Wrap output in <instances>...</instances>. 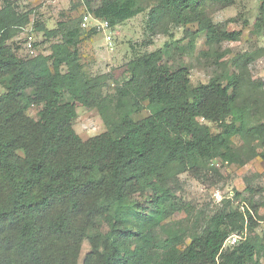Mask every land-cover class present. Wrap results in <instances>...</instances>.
Wrapping results in <instances>:
<instances>
[{"label": "trees", "instance_id": "16d2710c", "mask_svg": "<svg viewBox=\"0 0 264 264\" xmlns=\"http://www.w3.org/2000/svg\"><path fill=\"white\" fill-rule=\"evenodd\" d=\"M83 1L86 14L110 28L144 11L137 0ZM235 1L155 0L147 26L153 32L162 20L197 24L209 40L231 41L235 35L217 31L202 7ZM29 22V11L3 0L0 264H79L85 240L81 264H260L264 244L251 235L256 224L248 209L223 201L203 225L189 212L162 224L178 187L172 167L194 172L213 159L243 165L232 138L264 142V124H247L238 81L216 76L192 87L188 71L170 65L163 49L134 56L111 70L114 78L87 76L79 27L61 23L51 30L35 25L45 39H61L47 55L22 59L10 41ZM110 79L112 91H104ZM30 107L38 109L36 120L26 113ZM77 107L95 109L106 131L81 140L72 127ZM244 230L248 235L223 246Z\"/></svg>", "mask_w": 264, "mask_h": 264}, {"label": "rangeland", "instance_id": "374dc122", "mask_svg": "<svg viewBox=\"0 0 264 264\" xmlns=\"http://www.w3.org/2000/svg\"><path fill=\"white\" fill-rule=\"evenodd\" d=\"M11 1L20 13L29 11L30 22L10 41L19 58L32 57L27 50L28 42L32 43L35 55H47L50 45L60 41L59 36L45 39L42 32L35 29L37 24L47 30L56 29L59 23L79 27L82 39L78 45L79 60L87 76L111 73L114 78L116 74L111 70L134 56L163 49L170 65L188 71L192 87L207 84L216 76L236 79L238 102L247 113V124H264V0H236L231 6L206 3L202 7L203 14L217 31L235 35L231 41L209 40L204 32H198L197 24L165 26V20L151 32L147 14L155 0H137L144 11L107 30L96 29L92 21L88 29L81 27L82 17L87 13L83 0ZM2 2L0 0V8ZM107 36L110 42L106 40ZM104 91H112V79L107 81ZM37 111L36 107H30L26 113L36 120ZM76 114L72 127L81 140L106 131L95 109L77 107ZM147 114L144 110L135 118ZM203 123L213 133L218 131L213 124ZM231 147L244 161L243 165L213 159L201 164L194 172L180 173L178 167L169 170L170 175H175L178 187L167 203V216L162 224L184 219L189 212L191 217L197 218L198 225H203L209 215L223 206V201H228V209L249 210L256 224L251 235L264 244V142L235 136ZM244 235H248V231L233 236L241 240ZM88 251L89 243L85 240L79 264ZM256 259L264 264V247Z\"/></svg>", "mask_w": 264, "mask_h": 264}, {"label": "built area", "instance_id": "2783aa9c", "mask_svg": "<svg viewBox=\"0 0 264 264\" xmlns=\"http://www.w3.org/2000/svg\"><path fill=\"white\" fill-rule=\"evenodd\" d=\"M91 21L95 23L94 26L98 30H107V29H109L108 23L106 21H102V20L96 19L93 16H91L90 14L83 15L82 21H81V27L83 29H88V26L91 24ZM106 40L108 42H110V37L107 36ZM27 50L29 51L30 54H32V56L35 55L34 49H33V45H32L31 42L27 43ZM238 241H239V239H236V237L232 235V236H230L227 239V241H225L223 246L226 247L227 244H229V246H231V245L236 244Z\"/></svg>", "mask_w": 264, "mask_h": 264}, {"label": "clouds", "instance_id": "9594fccd", "mask_svg": "<svg viewBox=\"0 0 264 264\" xmlns=\"http://www.w3.org/2000/svg\"><path fill=\"white\" fill-rule=\"evenodd\" d=\"M85 15V14H84ZM82 21V20H81ZM109 29H110V27H109ZM35 56V55H34Z\"/></svg>", "mask_w": 264, "mask_h": 264}]
</instances>
